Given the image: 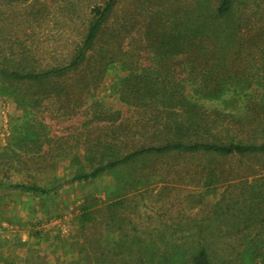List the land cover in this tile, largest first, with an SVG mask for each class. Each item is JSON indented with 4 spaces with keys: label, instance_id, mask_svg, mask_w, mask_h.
<instances>
[{
    "label": "rangeland",
    "instance_id": "1",
    "mask_svg": "<svg viewBox=\"0 0 264 264\" xmlns=\"http://www.w3.org/2000/svg\"><path fill=\"white\" fill-rule=\"evenodd\" d=\"M32 1L35 0H0V55L6 47L2 23L27 18ZM214 1L217 0H210ZM100 2L79 0L78 8L68 15L62 12L61 0H40L33 5L39 11H35L30 27L15 25L11 31L12 39L17 37L20 41L16 49L22 45L43 48L46 59L41 64L50 57L64 55L72 42L79 40V24L81 20L85 23L88 7ZM154 5L157 0H118L106 24L103 36H116L113 49L130 52L132 66L150 62V55L144 51L155 36L147 31L146 13ZM69 16L77 24H69ZM128 19L130 22L125 23ZM229 23L232 27L238 25L237 39L241 40L233 41L232 36L225 51L228 75L240 81H255L262 77L261 63L264 64V0H233ZM29 36H33V43ZM124 75L118 65L110 69L94 97H86L81 108L72 110L73 101L67 104L72 113L63 114L67 109L65 101L42 102L32 116L46 127L38 129L37 135L48 133L50 137L33 143L20 141L24 122L28 121L26 112L12 96H0V264H99L97 259L107 255L101 248L113 241L130 242L129 264H140L137 260L144 254L153 261L143 264H158L156 261L166 253L164 245L193 239L191 233L196 227L212 221L215 203L219 201L217 204L224 208L232 205L236 195L244 196L242 190L230 185L264 179V155L211 158L172 154L121 165L94 179L72 181L74 174L106 163L114 153L125 155L137 144L147 143L128 139L124 145L118 142V131L114 132L122 117H127L123 125L130 126V116H135L118 101L119 80ZM231 95L224 106L212 104L209 109L238 111L234 100L237 97ZM92 102L95 105L89 108ZM92 113L106 121L90 122L88 127ZM32 127L35 129L34 124ZM41 142L43 146L37 154ZM103 142L117 150L107 154L101 147ZM91 143L100 145L88 154L85 147ZM204 167L215 169L219 179H225L207 186L205 173H200ZM9 184L35 185L49 193L35 195L11 190L6 188ZM84 213L89 214L90 220L81 223ZM242 235H226L222 239L235 241ZM108 257L105 264L127 261Z\"/></svg>",
    "mask_w": 264,
    "mask_h": 264
},
{
    "label": "trees",
    "instance_id": "2",
    "mask_svg": "<svg viewBox=\"0 0 264 264\" xmlns=\"http://www.w3.org/2000/svg\"><path fill=\"white\" fill-rule=\"evenodd\" d=\"M5 1L22 3L28 0ZM61 1L62 12L68 15L79 5V0ZM117 2L101 0L99 4L90 5L85 23L81 20L79 24L82 31L79 40L73 41L64 55L50 57V62L45 64L40 63L46 59L43 48L22 45L16 49L20 41L17 37L12 39L11 35L15 25L30 27L35 11H39L33 5L40 0L28 5L27 18L20 21L13 18L2 23L6 30L3 39L6 47L0 55V96H12L27 114L28 121L24 122L20 141L33 143L40 138L49 139L48 133L37 135L38 129L46 127L32 116L42 102L65 101L67 107L73 101L72 110L81 108L86 97H94L106 73L118 65L125 72L119 80L118 101L128 107L132 115L134 111L135 116H130V126L123 125L127 117H122L114 132L118 131V142L124 145L128 139L147 143L137 144L125 155L114 153L106 163L90 164L88 172L74 174L72 181L94 179L118 166L154 156L264 155V64L261 63L262 77L250 82L230 77L226 65L225 51L230 38L241 40L237 39L240 35L238 25L232 27L229 23L233 0L213 3L190 0L187 4L179 0H157V6L146 13L147 31L155 36L144 51L151 57L146 66L140 63L132 66L130 52L113 49L116 36H103ZM67 21L71 25L78 22L71 16ZM28 38L33 43V36ZM229 95L237 97L234 100L238 102V111L227 113L209 109L212 104L224 106ZM94 105L92 102L89 108ZM72 110L67 107L63 114L72 113ZM102 121H106L105 118L92 113L88 127L90 122L99 124ZM99 145L91 143L84 152L91 154ZM37 146V154H40L43 142ZM102 146L109 155L117 150L107 142ZM201 172L205 173L203 179L206 178L207 186L225 179H219L216 170L210 167H204ZM6 188L35 195L49 193L48 189L35 185L9 184ZM230 188L242 190L244 196L236 195L232 205L229 203L224 208L217 204L219 201L215 203L212 221L196 227L191 233L193 239L164 245L166 253L156 261L158 264H264V179L254 178L250 183L245 181L230 185ZM89 220V214L84 213L80 222ZM240 233L243 235L235 241L222 239ZM101 250L107 257L130 263V242L113 241ZM113 250L118 252L109 253ZM106 256L96 262L105 264ZM144 261L153 260L148 254L137 260L140 264Z\"/></svg>",
    "mask_w": 264,
    "mask_h": 264
}]
</instances>
